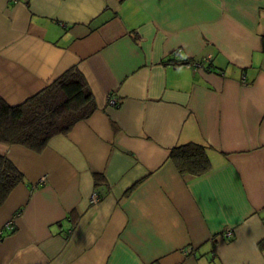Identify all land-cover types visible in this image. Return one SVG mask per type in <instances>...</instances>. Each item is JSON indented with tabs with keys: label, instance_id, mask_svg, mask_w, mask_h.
<instances>
[{
	"label": "crops",
	"instance_id": "obj_1",
	"mask_svg": "<svg viewBox=\"0 0 264 264\" xmlns=\"http://www.w3.org/2000/svg\"><path fill=\"white\" fill-rule=\"evenodd\" d=\"M73 67L96 110L40 153L0 144L22 176L0 264H264V0H0V100ZM187 143L209 172L178 173Z\"/></svg>",
	"mask_w": 264,
	"mask_h": 264
},
{
	"label": "trees",
	"instance_id": "obj_2",
	"mask_svg": "<svg viewBox=\"0 0 264 264\" xmlns=\"http://www.w3.org/2000/svg\"><path fill=\"white\" fill-rule=\"evenodd\" d=\"M193 61H185L189 65ZM96 110L93 94L81 72L70 68L43 90L20 105L0 100V144L19 145L35 153L49 141L66 135L72 127ZM178 173L202 176L210 171L207 147L187 143L174 147L169 154ZM96 181L101 180L96 176ZM22 181L14 165L0 156V206Z\"/></svg>",
	"mask_w": 264,
	"mask_h": 264
},
{
	"label": "built area",
	"instance_id": "obj_3",
	"mask_svg": "<svg viewBox=\"0 0 264 264\" xmlns=\"http://www.w3.org/2000/svg\"><path fill=\"white\" fill-rule=\"evenodd\" d=\"M196 65H198V63ZM116 103H117L116 99L109 98V104L110 105H112V106L114 105L115 106ZM98 200H99V195L97 193H93L91 198H90V203L96 204L98 202ZM3 230L11 232L13 230L12 222H9V223L5 224L3 229L0 231V234H2ZM223 236L226 237V238H231L232 237V231L230 229L229 230H225V232L223 233Z\"/></svg>",
	"mask_w": 264,
	"mask_h": 264
}]
</instances>
